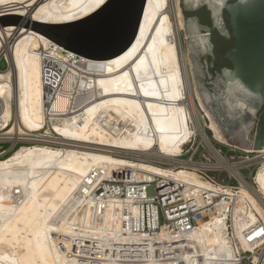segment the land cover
Instances as JSON below:
<instances>
[{
	"label": "bare ground",
	"instance_id": "6f19581e",
	"mask_svg": "<svg viewBox=\"0 0 264 264\" xmlns=\"http://www.w3.org/2000/svg\"><path fill=\"white\" fill-rule=\"evenodd\" d=\"M105 1L0 0V17L64 24ZM184 29L180 0H147L133 44L117 57L92 61L21 25L0 26V56L9 65L0 74V141L34 143L0 160V264H125L122 245L141 235L131 237L132 224L118 218L123 201L97 205L99 184L131 172L202 185L184 170H165L139 154L155 147V160L174 157L190 136L207 141L205 129L228 143L202 102L196 106L180 39ZM48 123L59 139L40 133ZM254 183L253 205L264 222V166ZM249 218L257 220L253 213ZM219 223L198 227L201 245L220 244L217 232L227 227Z\"/></svg>",
	"mask_w": 264,
	"mask_h": 264
},
{
	"label": "built area",
	"instance_id": "2783aa9c",
	"mask_svg": "<svg viewBox=\"0 0 264 264\" xmlns=\"http://www.w3.org/2000/svg\"><path fill=\"white\" fill-rule=\"evenodd\" d=\"M180 147L176 156L160 154L162 158L150 164L184 170L202 185L172 176L150 181L129 172L115 173L96 189L102 190L93 197L97 205L106 199L124 202L118 218L132 224L131 237L141 235L122 245L128 259L125 264H264V231L260 235L254 231L264 230V222L252 201V195H258L254 178L264 166V149L246 151L213 136H207V141L190 136ZM150 151L160 153L155 147ZM241 180L250 193L244 191ZM250 213L256 222H250ZM215 220L227 227L216 234L220 244L201 245L196 230Z\"/></svg>",
	"mask_w": 264,
	"mask_h": 264
},
{
	"label": "water",
	"instance_id": "95a60500",
	"mask_svg": "<svg viewBox=\"0 0 264 264\" xmlns=\"http://www.w3.org/2000/svg\"><path fill=\"white\" fill-rule=\"evenodd\" d=\"M147 0H106L97 10L74 22L42 24L20 16L0 17V26L16 24L35 31L63 50L92 61L121 55L135 41ZM206 5L216 20L222 11L234 40L224 59L231 69L215 84L223 92L214 96L221 120L211 109L212 97L203 88L209 81L206 59L214 27H202L183 17L193 79L200 100L228 144L258 151L264 148V0H180L183 12ZM209 41V42H208ZM212 62V60H211ZM210 62V64H211ZM211 66V65H210ZM211 68V67H210ZM211 70V69H210ZM257 116L254 118L248 111ZM242 121V122H241ZM230 124L224 130L221 123Z\"/></svg>",
	"mask_w": 264,
	"mask_h": 264
},
{
	"label": "rangeland",
	"instance_id": "374dc122",
	"mask_svg": "<svg viewBox=\"0 0 264 264\" xmlns=\"http://www.w3.org/2000/svg\"><path fill=\"white\" fill-rule=\"evenodd\" d=\"M231 0H229L230 2ZM180 9L182 10V8L180 7ZM193 15L192 11L189 10V11H185L183 12V16L182 18L184 17L185 19L186 18H189ZM197 36H200L199 34L197 35H190V36H186L185 35V29L182 30L180 32V39H181V45H182V48H183V51L185 53V58H186V62L188 64V72H189V75H190V78H191V86H192V89H193V93L194 94V98H195V102H196V106L198 107L199 106V101L200 100V97H199V94L196 90V86H195V80L193 79V71H192V65H191V61L190 59L188 58L189 56V50H188V47H187V44H186V39L187 38H190V37H197ZM43 53H46L45 51L42 50ZM210 62H211V59H206V67L205 68V71H206V75L208 77V74L210 75L211 74V70H210ZM8 68L7 66V63L5 62V59L3 56H0V71L3 73H0V74H4L6 71V69ZM209 82V81H208ZM216 86V85H215ZM217 87V86H216ZM217 89L221 92H223V90H221L219 87H217ZM195 96H198V99L199 100H196V97ZM46 112L48 111L47 109H49V104H46ZM248 111V110H247ZM248 113L253 116L254 118H256L257 116V113L256 115H253L251 112L248 111ZM199 115V118L201 120V122H203L202 118H201V115H204L203 112H200L198 113ZM207 121V120H206ZM13 125V119L8 123V125L6 127H3L2 126V132H7ZM206 130V133H207V136H212V133L209 132L207 129ZM45 132H49L52 136L51 137H54V138H58V136H56L55 134H53V132L51 131L50 129V124H46L45 126V129H43L42 131H40L41 134H44ZM198 136V135H196ZM59 139V138H58ZM34 145L33 142H27V141H20V142H17L15 144H12L11 142H7V141H0V160H3L7 157H9L17 148L21 147V146H32ZM141 155V158H146L145 160H155V158L151 157L150 155L151 154H154L153 151H150V152H145V153H139Z\"/></svg>",
	"mask_w": 264,
	"mask_h": 264
},
{
	"label": "flooded vegetation",
	"instance_id": "af4514ba",
	"mask_svg": "<svg viewBox=\"0 0 264 264\" xmlns=\"http://www.w3.org/2000/svg\"><path fill=\"white\" fill-rule=\"evenodd\" d=\"M203 7H205V9L209 12V17L211 19L210 24H206V23L201 22L199 17L196 14L198 11L201 12V9H203ZM192 13H193V15L191 17L187 18V20L190 21V22L192 20H197V23H194V25L197 28V30L199 29V27L200 28H202V27H207V28L214 27V32H213L212 37H211V42L208 41L211 49L206 54V56H203L205 59H211L212 60V62L210 64L211 65L210 66L211 67L210 68L211 69V74L208 77L209 82L205 83L206 86H203V88L212 97L211 109L216 114H218L219 120H221V113H220V109H219V104H216L215 98H214L216 93H218L217 87L215 86V84H217L219 81L223 80L222 79L223 78V70L226 69V68L231 69V65L230 66H226V67L220 69L219 71H216V70L213 71V68L215 66L214 61L216 60L215 38L217 37V35H221V36H223L225 38L232 37L231 36V32H230V28H229V25H228V15H227V13L225 11H222L219 14L218 18L215 20L213 18V16H212V13L207 9L206 5H203V6L199 7V8L193 9ZM197 24L199 25V27L197 26ZM233 44H234V42H233ZM221 124H222L224 130L225 129H226V131L230 130V124L226 125L223 122Z\"/></svg>",
	"mask_w": 264,
	"mask_h": 264
},
{
	"label": "trees",
	"instance_id": "16d2710c",
	"mask_svg": "<svg viewBox=\"0 0 264 264\" xmlns=\"http://www.w3.org/2000/svg\"><path fill=\"white\" fill-rule=\"evenodd\" d=\"M230 2H233L231 0ZM197 16L199 17L200 21L206 24H210L211 19L209 17V12L203 7L201 9V12L198 11ZM233 38H225L221 35H217L215 38V52H216V60L214 61V68L213 71H219L220 69L230 66V64L224 59V54L226 53V50L229 49L233 45Z\"/></svg>",
	"mask_w": 264,
	"mask_h": 264
}]
</instances>
